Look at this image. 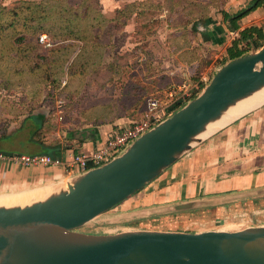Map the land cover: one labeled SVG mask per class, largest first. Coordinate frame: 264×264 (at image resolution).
Listing matches in <instances>:
<instances>
[{"label": "crops", "instance_id": "0c3cea01", "mask_svg": "<svg viewBox=\"0 0 264 264\" xmlns=\"http://www.w3.org/2000/svg\"><path fill=\"white\" fill-rule=\"evenodd\" d=\"M106 1L99 0L100 7L102 2L107 5ZM253 3L254 0H110L111 9L106 13L100 10L112 25L122 20L120 28L127 31L132 22L133 33L146 22L162 20L169 21L171 28L157 34L159 25L152 41L147 39L146 47L110 45L99 55L91 48L84 52L80 46L74 48L70 62L73 58L84 60L81 64L88 72L69 79L62 121L52 112L55 101H42V93L35 94L40 91L38 81L22 80V90L16 88L15 80L4 83L7 81L0 79V151L59 158L92 152L113 131L140 119L151 96L162 97L169 87L195 81L196 73L213 75L230 60V51L245 54L259 49L252 41L264 44V0L237 18ZM127 9L134 11L126 13ZM117 11H121L119 19ZM251 28L258 32L241 40V33ZM232 32L238 36H232ZM202 63L204 67L200 69ZM47 135L53 139L43 138ZM71 176L59 167L0 163V197L43 196ZM187 201L207 204L186 211L188 214L198 210L223 214L235 206H264V105L204 138L144 189L109 212L115 222L137 224L172 215L181 217L184 212L167 213L166 207ZM252 226L263 225L239 227Z\"/></svg>", "mask_w": 264, "mask_h": 264}, {"label": "water", "instance_id": "95a60500", "mask_svg": "<svg viewBox=\"0 0 264 264\" xmlns=\"http://www.w3.org/2000/svg\"><path fill=\"white\" fill-rule=\"evenodd\" d=\"M263 87L264 44L224 63L195 97L107 163L25 204L0 206V264H264V225L199 233L80 231L156 179L204 139L210 123ZM205 205L187 201L165 211Z\"/></svg>", "mask_w": 264, "mask_h": 264}, {"label": "trees", "instance_id": "16d2710c", "mask_svg": "<svg viewBox=\"0 0 264 264\" xmlns=\"http://www.w3.org/2000/svg\"><path fill=\"white\" fill-rule=\"evenodd\" d=\"M73 1L16 0L10 6H0V79L2 81L15 80L16 88L23 90L24 86L19 85L22 80L33 79L40 83L37 84L40 91L35 94L41 92L42 101L65 100L69 79L84 76L88 72V68L81 64L84 60L73 58L70 62L72 50L78 46L83 52L91 48L99 55L110 47L109 35L105 36V42L101 39L113 28L101 13L99 0ZM262 2L263 0H254L250 9L238 14L237 18ZM132 11L134 10L127 9L126 13ZM116 14L119 15V19L121 11H117ZM156 23V21L152 22L154 28ZM114 24L122 26L124 22L121 20ZM136 31L138 32V28ZM140 31L145 32V27L140 28L139 33ZM257 32L258 30L253 28L245 30L240 38L245 40ZM42 33L47 35L51 47L38 43V36ZM75 41L78 45H75ZM252 43L256 48L261 47L258 43L253 41ZM242 54L244 51L236 53L230 51V59ZM203 67L202 63L200 69ZM63 82L65 84L62 86ZM178 108L180 107L175 109Z\"/></svg>", "mask_w": 264, "mask_h": 264}, {"label": "built area", "instance_id": "2783aa9c", "mask_svg": "<svg viewBox=\"0 0 264 264\" xmlns=\"http://www.w3.org/2000/svg\"><path fill=\"white\" fill-rule=\"evenodd\" d=\"M237 37V33L232 32ZM38 43L51 47L46 34L38 36ZM210 72H202L195 81L180 86L169 87L161 96H151L147 99L146 110L140 119L133 121L129 126L118 128L112 132L110 137L97 146L90 153H72L65 158L54 157L48 154H5L0 151V163L14 164L21 167H59L67 174L77 175L100 167L116 155L120 154L130 143L149 131L166 117L175 111L176 107L183 106L190 99L195 97L211 79ZM65 82L62 83V86ZM64 100H56L52 106L58 121L63 119Z\"/></svg>", "mask_w": 264, "mask_h": 264}, {"label": "rangeland", "instance_id": "374dc122", "mask_svg": "<svg viewBox=\"0 0 264 264\" xmlns=\"http://www.w3.org/2000/svg\"><path fill=\"white\" fill-rule=\"evenodd\" d=\"M15 1L16 0H0V6L1 5L10 6ZM107 1H106L108 3L107 5H105V3L102 2V7H100V9L104 13H106L107 11H109V9H111V6L109 7L110 0ZM112 1L114 0H111V2ZM70 2H74V1L70 0ZM178 23L177 25H179ZM133 25L135 24L131 22L126 31L120 28V26H116V24H114L113 28L109 31V33L105 34L102 37L101 41L105 42L106 37L109 35L110 45L116 48L124 47L126 45L129 46L136 45V46L146 47L149 45V42H146L147 39H150L149 41H152L153 37L156 36L154 35V32H156V30L154 29H156L159 25L160 27L157 31V34L163 32L167 28H171L170 27L171 23L169 21L164 22L160 20V23H156L155 28L152 26V22L151 23L146 22L144 23V26H142L143 24L142 25L139 24L140 26L138 28V32L134 31L132 33L133 31L132 28L134 27ZM142 27H145L146 31L145 32L140 31L139 33V29ZM154 41H158V40H154ZM159 45L162 46V40L159 43ZM199 73H196V76ZM52 128H54V126ZM43 138H46L47 140L53 139V137L52 136L50 137V135L44 136ZM5 150L7 149L5 148ZM184 213L185 214L182 215L181 217L179 215H174V216L172 215L169 218H163V219L156 218L152 221L150 219L148 221H140L137 224H133L132 223L133 221L111 222L113 221V219L110 217L111 212L108 211L104 213L102 216L97 217L96 219H94L93 221L82 227L80 231L84 233L95 234V233L119 231L129 228H141V229L153 228V229H165L172 231L199 233L203 231H221V230L237 231L248 225H264V206H260V207L257 206L248 207L247 205L235 206L232 207L231 209L229 208L223 214L220 213L214 214L213 210L210 211L198 210V211H193L191 214H188L187 212ZM239 226H243V227H239Z\"/></svg>", "mask_w": 264, "mask_h": 264}, {"label": "bare ground", "instance_id": "6f19581e", "mask_svg": "<svg viewBox=\"0 0 264 264\" xmlns=\"http://www.w3.org/2000/svg\"><path fill=\"white\" fill-rule=\"evenodd\" d=\"M262 105H264V87L261 90L252 94L251 96L239 101L234 106L230 107L219 120L210 123L207 126L206 131L201 134L200 137L206 138L214 134L223 126L235 121L236 119L248 114L249 112L259 108ZM37 196L38 194H24L14 197H0V206H12L15 204L22 205L26 202H29L31 199L37 198Z\"/></svg>", "mask_w": 264, "mask_h": 264}]
</instances>
